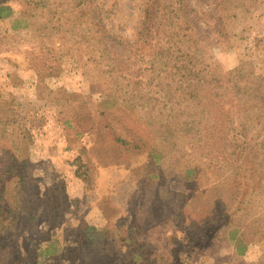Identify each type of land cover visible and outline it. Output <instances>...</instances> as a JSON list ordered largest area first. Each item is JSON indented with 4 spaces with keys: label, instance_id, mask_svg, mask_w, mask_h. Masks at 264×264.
I'll list each match as a JSON object with an SVG mask.
<instances>
[{
    "label": "rangeland",
    "instance_id": "374dc122",
    "mask_svg": "<svg viewBox=\"0 0 264 264\" xmlns=\"http://www.w3.org/2000/svg\"><path fill=\"white\" fill-rule=\"evenodd\" d=\"M0 2V264H264V0Z\"/></svg>",
    "mask_w": 264,
    "mask_h": 264
},
{
    "label": "trees",
    "instance_id": "16d2710c",
    "mask_svg": "<svg viewBox=\"0 0 264 264\" xmlns=\"http://www.w3.org/2000/svg\"><path fill=\"white\" fill-rule=\"evenodd\" d=\"M188 1L189 0H171L170 13L174 19L173 21H180V19L185 18L186 10H188ZM223 1L224 0H217V3L220 5L221 3H223ZM9 4L10 3L8 2H0V20L2 21L12 20V19L18 20L20 17L27 20V18L32 17V14H31V11L33 12L32 8H30V10L26 12L17 13L13 9V7H11ZM236 7H238L237 4H236ZM159 13H160V10L158 12V9L146 11L145 22H144L145 28H149L158 19L157 15H159ZM14 28H18V27L15 26ZM191 40H195V37L191 38ZM191 40H180V42L176 43L177 45L180 44V46H178L179 57L175 59V66L172 69L171 74L173 77L176 75H181L183 77L182 80L188 83L191 88L196 90L197 88H196L195 83L199 85L200 83L201 84L205 83V81L207 80V77L202 70L204 69V66H205L204 58L206 54H204V50L202 49V45L200 46V42L191 41ZM165 54H166L165 49L160 50L159 60L161 62H158V64L160 66L162 65V67L163 66L170 67L172 66L170 64L171 62H168L165 65L163 64L164 63L163 55L165 56ZM136 82L138 84H141V82H138V81ZM190 97L194 99L197 98L193 93L190 95ZM110 98L108 97V101H106L105 104L113 103L112 104L113 106L119 105L118 101L114 102ZM168 130L169 129L166 126L165 127L166 133ZM121 144L123 146L128 145L126 141H122V140H121ZM7 207L4 208L2 205H0V216L4 213Z\"/></svg>",
    "mask_w": 264,
    "mask_h": 264
}]
</instances>
